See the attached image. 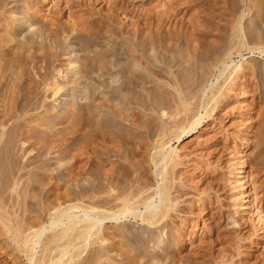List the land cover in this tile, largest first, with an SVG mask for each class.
I'll return each mask as SVG.
<instances>
[{
  "label": "rangeland",
  "instance_id": "obj_1",
  "mask_svg": "<svg viewBox=\"0 0 264 264\" xmlns=\"http://www.w3.org/2000/svg\"><path fill=\"white\" fill-rule=\"evenodd\" d=\"M49 1L0 0V264L82 220L80 264H264V0ZM173 152L180 208L155 223ZM11 220L35 223L19 251Z\"/></svg>",
  "mask_w": 264,
  "mask_h": 264
},
{
  "label": "bare ground",
  "instance_id": "obj_2",
  "mask_svg": "<svg viewBox=\"0 0 264 264\" xmlns=\"http://www.w3.org/2000/svg\"><path fill=\"white\" fill-rule=\"evenodd\" d=\"M50 1L49 0H44V3H49ZM224 91V90H223ZM179 95H181V94H179ZM226 96H227V94L225 93V92H218L217 93V95H216V97L214 96V99H215V104H214V106H212V108L210 109V110H208V112H207V114H206V116H205V118H209L210 119V115L212 114V112L215 110V109H217L218 107H220V106H222L225 102H226ZM176 100L174 101V104H175V107L178 109V111H186V110H188V108H189V103H188V101L189 100H191V98H190V96L189 97H182V96H179L178 98H175ZM173 107H174V105H173ZM178 113V112H177ZM183 113V112H182ZM168 115V114H167ZM172 115V114H171ZM170 115V116H171ZM133 118H135V117H133ZM132 118V119H133ZM135 119H133V121H134ZM177 121V120H176ZM206 121V120H205ZM174 122H175V120H174ZM168 123V122H167ZM204 123V122H203ZM199 124H200V121L199 120H196V121H194V122H192V123H190L189 125H187L186 127H183L182 129H181V131L178 133V134H176L177 136H176V138H177V140L179 139V140H183V139H185V138H187L188 137V135H189V133L190 132H193L194 130H196V128L199 126ZM152 126H154V125H152ZM156 126V125H155ZM162 126V125H161ZM163 128V127H162ZM205 129V128H204ZM157 131H158V129H157ZM151 132H153V131H151ZM159 133V132H158ZM224 147V146H223ZM225 148V147H224ZM226 149V148H225ZM221 151H222V149H221ZM174 154L169 158V160L167 161L168 163H167V165H169L168 166V169L167 168H165L167 171H168V178L166 179V178H163V180H164V184H163V189H164V191H165V193L163 194L164 196L162 197V202H163V207H162V209L160 210V211H158V212H156V213H149L148 212V214H150V215H148L149 217H148V219L149 220H151V221H153V222H160V221H165V219L167 220V218L169 219V217L171 216V214L173 213V212H175V211H177L178 210V207L180 206H178L177 204V202L179 201V197H181V195L179 196L178 195V193H179V186H180V184H179V186L176 184V181L177 180H179L180 178L178 177V167H179V165L181 164V162H182V156H180L179 154H177L178 152H173ZM234 153V152H233ZM182 154V153H181ZM226 154V153H225ZM159 155V154H158ZM184 156V155H183ZM185 158V157H184ZM164 160V159H163ZM128 166V165H127ZM140 166V165H139ZM138 166V167H139ZM165 167H167V166H165ZM129 168V167H128ZM127 168V169H128ZM124 169V168H123ZM126 169V168H125ZM130 169V168H129ZM164 169V170H165ZM134 170H136V169H134ZM123 171H125V170H123ZM127 171V170H126ZM125 171V173L124 174H128L130 171H127L126 172ZM138 171V170H137ZM140 171V170H139ZM238 173H244V175L246 174V172L244 171V170H241V171H239ZM123 174V175H124ZM241 177V179H239L238 181H237V186H239L241 189L242 188H244L243 186H245L246 185V181H245V177H246V175L245 176H240ZM182 179V178H181ZM144 185V184H143ZM152 185V184H151ZM131 186V185H130ZM130 188V187H129ZM143 188V187H142ZM144 189V188H143ZM181 189V188H180ZM124 190H125V188H124ZM124 190H123V192H124ZM133 190V189H132ZM135 190H136V188H135ZM126 191V190H125ZM172 191H174V193L175 194H173L172 193ZM122 192V191H121ZM132 192V191H131ZM148 193V192H147ZM180 193H181V191H180ZM179 193V194H180ZM186 193V192H185ZM120 194V193H119ZM119 194H118V196H119ZM123 194V193H122ZM127 194V193H126ZM150 194V193H149ZM116 195H117V193H116ZM120 196H122L121 194H120ZM133 194H132V196L130 197V198H128V201L129 200H133V202H135V200H134V198H133ZM149 196V195H148ZM250 196H252V192L251 191H249V192H247V193H245L244 194V197H250ZM115 197V196H114ZM117 197V196H116ZM127 197V196H126ZM139 198V197H138ZM137 198V199H138ZM145 198V197H144ZM115 199V198H114ZM116 200V199H115ZM120 200H122V199H120ZM127 200V199H126ZM139 200V199H138ZM141 200L142 199H140V202H141ZM144 200V199H143ZM142 200V201H143ZM147 200V199H146ZM114 201V200H113ZM112 201V202H113ZM148 201V200H147ZM111 202V201H110ZM130 202V201H129ZM136 202H138L137 200H136ZM146 203V202H145ZM120 204V203H119ZM118 204V205H119ZM133 204V203H132ZM143 204V203H142ZM205 204V203H204ZM121 205V204H120ZM114 206V205H113ZM112 206V207H113ZM126 206H128V205H126ZM132 207V206H131ZM137 207V206H136ZM135 207V208H136ZM182 207V206H181ZM202 207V206H201ZM206 207V206H205ZM180 208V207H179ZM0 209H1V207H0ZM203 209V208H202ZM205 209V208H204ZM204 209L202 210L203 212H204ZM207 209V208H206ZM205 209V210H206ZM122 210V209H121ZM120 210V211H121ZM1 211V210H0ZM4 211H2L1 213H3ZM119 212V211H118ZM122 212H123V210H122ZM0 213V214H1ZM120 213V212H119ZM201 214V213H200ZM146 215V214H145ZM173 215V214H172ZM205 215L207 216L208 215V218L210 219H212L213 218V211H208L207 213H205ZM3 216H6V215H3ZM3 216H2V214L0 215V217H2L3 218ZM89 216V215H88ZM141 216V215H140ZM226 216V215H225ZM88 218H90V216L88 217ZM143 218H144V216H143ZM225 218V217H224ZM259 218H260V220L261 221H263V231H262V233L264 234V216L261 214V212L259 213ZM4 219V218H3ZM6 219V218H5ZM146 219V218H145ZM56 220V219H55ZM87 220V219H86ZM185 220V219H184ZM88 221V220H87ZM145 221V220H144ZM102 222V220H100V222L99 223H101ZM157 222V223H158ZM166 222V221H165ZM220 222V221H219ZM70 223V222H69ZM69 223H67L68 225H66L65 227L63 226V228L61 229V231H59V234H56L55 236H53V238H51L52 240L49 242L48 241V246H47V248L49 249L48 250V253H47V256H45L44 254H42L43 256H40L39 258H37V259H35L34 261H33V258L30 260L31 261V264H60V261H62V260H64V261H62V263L64 262L65 264L66 263H69V264H80V263H78V261L77 262H75L74 260H75V257H80V255L83 253V250L84 249H82L81 250V248H77V245H80V244H83V245H85V243L87 242V238H88V234L90 233V232H92V231H94V230H96V228H97V224L96 223H89V222H86L85 220L83 221H81V222H78V223H75V224H69ZM213 223H214V225H217V223H218V221H213ZM78 224H80V225H78ZM13 225H15V222L14 221H12L11 220V222L9 221V225H4L3 226V231L4 232H6L7 230H11V231H13L14 233L12 234V237H13V242H15V245H17V249H18V251L20 250V248L22 247H20V245H19V243H20V239L22 238L21 236H23L24 234H25V232H28V233H26V234H28L27 236H29L32 232H34L35 233V230H34V225H35V223H34V225H31V226H29L28 227V231H24L23 232V235H22V232L21 231H19V230H15V229H13ZM30 225V224H29ZM28 226V225H27ZM163 226V225H162ZM43 227V226H42ZM99 227V226H98ZM219 228V226L217 225V229ZM223 228V227H222ZM42 229V228H41ZM38 230V229H37ZM36 230V231H37ZM98 230V229H97ZM220 230V229H219ZM218 231V230H217ZM37 232H40V231H37ZM3 233V232H2ZM96 233V232H95ZM5 234V233H4ZM91 234V233H90ZM93 234V233H92ZM31 236V235H30ZM39 236H42V233H40V235ZM217 236V235H216ZM21 237V238H20ZM27 240H28V238H26ZM25 239V240H26ZM23 241V240H22ZM29 241V240H28ZM30 242V241H29ZM28 242V243H29ZM33 243V242H32ZM26 244V243H25ZM24 244V245H25ZM27 245H25V247H26ZM86 246V245H85ZM30 247V246H29ZM79 247V246H78ZM46 248V249H47ZM71 248H73V249H75L76 251L75 252H77V249H78V253L76 254V256L74 255H72V254H69L70 252H71ZM31 249H32V247H31ZM45 249V248H44ZM35 250V249H34ZM25 251V250H24ZM27 251H29V250H27ZM32 251H33V249H32ZM55 252V255L56 256H54V253ZM233 253V252H232ZM30 254V253H29ZM34 255V254H33ZM51 255H52V257L54 256L55 258L54 259H51ZM31 257V256H30ZM226 258V257H225ZM54 260V261H53ZM226 260V259H225ZM63 263V264H64ZM221 264H234L233 262H232V259L231 260H226L225 262H223V263H221Z\"/></svg>",
  "mask_w": 264,
  "mask_h": 264
}]
</instances>
